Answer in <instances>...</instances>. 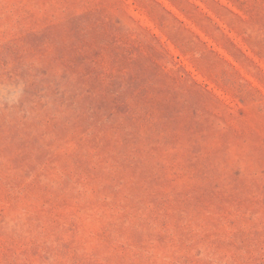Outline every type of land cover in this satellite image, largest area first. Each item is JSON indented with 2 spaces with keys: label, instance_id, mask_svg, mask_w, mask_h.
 I'll return each mask as SVG.
<instances>
[{
  "label": "rangeland",
  "instance_id": "obj_1",
  "mask_svg": "<svg viewBox=\"0 0 264 264\" xmlns=\"http://www.w3.org/2000/svg\"><path fill=\"white\" fill-rule=\"evenodd\" d=\"M0 264H264V0H0Z\"/></svg>",
  "mask_w": 264,
  "mask_h": 264
}]
</instances>
